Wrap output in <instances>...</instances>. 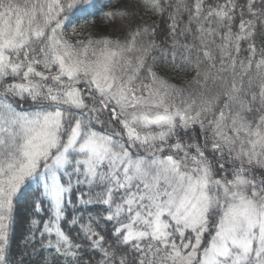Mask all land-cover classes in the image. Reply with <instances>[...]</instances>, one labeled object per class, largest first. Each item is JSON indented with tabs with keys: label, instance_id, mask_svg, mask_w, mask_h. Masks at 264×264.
Returning <instances> with one entry per match:
<instances>
[{
	"label": "snow or ice",
	"instance_id": "6c2138e0",
	"mask_svg": "<svg viewBox=\"0 0 264 264\" xmlns=\"http://www.w3.org/2000/svg\"><path fill=\"white\" fill-rule=\"evenodd\" d=\"M25 261L264 264V0H0V264Z\"/></svg>",
	"mask_w": 264,
	"mask_h": 264
},
{
	"label": "trees",
	"instance_id": "16d2710c",
	"mask_svg": "<svg viewBox=\"0 0 264 264\" xmlns=\"http://www.w3.org/2000/svg\"><path fill=\"white\" fill-rule=\"evenodd\" d=\"M159 22V21H157ZM178 82V81H177ZM22 237L20 236L19 233H17L16 237H15V242H14V249L17 253H20L22 251ZM30 251V249L28 250ZM33 259H35V255L33 254ZM25 264H27V261H25Z\"/></svg>",
	"mask_w": 264,
	"mask_h": 264
}]
</instances>
